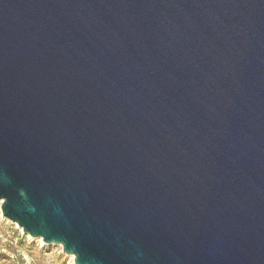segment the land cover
Segmentation results:
<instances>
[{
  "label": "water",
  "instance_id": "obj_1",
  "mask_svg": "<svg viewBox=\"0 0 264 264\" xmlns=\"http://www.w3.org/2000/svg\"><path fill=\"white\" fill-rule=\"evenodd\" d=\"M0 212L73 264H264V0H0Z\"/></svg>",
  "mask_w": 264,
  "mask_h": 264
},
{
  "label": "rangeland",
  "instance_id": "obj_2",
  "mask_svg": "<svg viewBox=\"0 0 264 264\" xmlns=\"http://www.w3.org/2000/svg\"><path fill=\"white\" fill-rule=\"evenodd\" d=\"M13 228L19 232L20 236H25L26 243H33L32 248L26 249L21 248L24 258L27 264H73L72 257L65 255L61 251L59 245H47L40 239H33L26 234H23L21 228H19L15 223L3 218L0 212V229ZM9 234H11L9 232Z\"/></svg>",
  "mask_w": 264,
  "mask_h": 264
},
{
  "label": "trees",
  "instance_id": "obj_3",
  "mask_svg": "<svg viewBox=\"0 0 264 264\" xmlns=\"http://www.w3.org/2000/svg\"><path fill=\"white\" fill-rule=\"evenodd\" d=\"M33 246V243H26L25 236H20L15 229H0V264H27L21 248Z\"/></svg>",
  "mask_w": 264,
  "mask_h": 264
}]
</instances>
